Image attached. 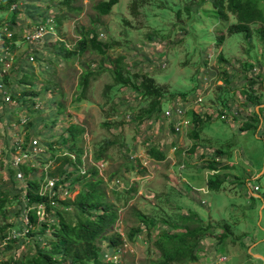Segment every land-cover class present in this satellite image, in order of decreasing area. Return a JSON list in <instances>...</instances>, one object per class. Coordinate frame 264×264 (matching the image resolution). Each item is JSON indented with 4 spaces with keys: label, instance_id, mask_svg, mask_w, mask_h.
<instances>
[{
    "label": "rangeland",
    "instance_id": "374dc122",
    "mask_svg": "<svg viewBox=\"0 0 264 264\" xmlns=\"http://www.w3.org/2000/svg\"><path fill=\"white\" fill-rule=\"evenodd\" d=\"M2 1L0 80L9 100L0 91V195L7 200L0 228L11 226L1 233L22 229L13 195L27 179L41 177L43 191L45 183L72 171L54 190L60 199H72L85 186L75 177L96 167L91 179L102 178L99 188L118 215L106 237L122 241L107 250L106 261L156 264L160 234L185 225L207 231L191 239L197 260L180 264H264L258 260L264 245V121L240 130L254 111L264 119V22L249 25L248 39L226 28L235 22L230 13L226 27L219 23L211 0H118L104 15L95 9L100 0H13L9 7ZM256 1L264 14V0ZM35 32L41 35L32 37ZM92 32L107 44L104 54L78 51L80 34ZM217 34H223L220 44ZM115 69L125 81L114 78ZM85 71L90 74L83 90ZM144 76L165 90L158 108L150 109L153 99L141 96ZM178 104L190 124L175 133L163 112ZM71 123L84 131L66 142ZM32 139L42 150L22 160L19 179L11 165L14 146ZM107 143L104 160L95 161ZM68 146L81 151L77 167L53 158L73 159ZM151 147L164 158L149 156ZM23 164L33 170L25 173ZM214 174L222 179L216 191L206 185ZM32 226L21 244L0 239V263L31 254L37 243L51 247L46 228Z\"/></svg>",
    "mask_w": 264,
    "mask_h": 264
},
{
    "label": "trees",
    "instance_id": "16d2710c",
    "mask_svg": "<svg viewBox=\"0 0 264 264\" xmlns=\"http://www.w3.org/2000/svg\"><path fill=\"white\" fill-rule=\"evenodd\" d=\"M69 1L70 0H63V4L68 5ZM4 2L9 7L14 1L3 0L2 4ZM117 2L118 0H100L97 2L95 9L99 14L104 15L109 13L112 6ZM211 3L219 23H223L222 26L226 27L225 24L228 23L229 13L234 16V24L226 27L230 33L233 31H242L244 32L245 37L249 39L251 33L249 25L257 21L264 22L263 11L258 6L256 0H211ZM135 7V1H132V8ZM4 8L5 9L3 10H7V6ZM188 8L186 9L187 11H189ZM59 25L60 24H56V27H59ZM8 26L10 27L9 24ZM257 31L262 32L261 30ZM12 36L14 39V35ZM2 38L4 42L5 37L3 35ZM97 38L95 32L90 33L89 36H87V33H81L77 42L78 51H83L85 48L89 47L97 53L104 54L108 46ZM216 39L217 43L220 44L223 41V34H217ZM65 50L67 51V49ZM219 57L222 58L221 56ZM114 71L115 79L121 80L122 82L126 80H123V78L120 77L118 69H115ZM89 74V71H85L79 79V86L83 90L88 85ZM138 86L140 87L141 96L153 99L150 109L158 108L161 103V97L165 94V90L162 86L156 85L154 79L150 76L142 77ZM138 86L134 85L136 89H138ZM261 87L264 88L263 83H261ZM19 93L23 94V90L20 89ZM10 94V96L13 97L15 93L11 92ZM253 114L254 117L252 121L241 126L240 130H246L249 128L255 129L259 122L263 123L264 119L260 116V113L254 111ZM195 119L196 118H193V120ZM83 131L84 128L82 126H79L76 123H71L66 127V135L65 137L63 136V139L66 142H74ZM192 136L197 137L196 129L192 130ZM109 144L110 143H107L99 147L97 153L94 154L95 161L104 160L107 145ZM67 150V154L69 155L72 154L71 152L75 153L73 159H69L66 154H60L53 156L54 160L56 162L62 160V163L69 161L77 167L80 163L81 151L71 149L70 146L67 147ZM148 151V155L153 158H164V152L161 149L159 150L155 147H151ZM20 168L25 173L33 170L31 165L26 164L21 165ZM211 168L214 169V165H212ZM74 170L79 174L77 168ZM62 173L65 174L58 178L56 181L57 185L63 183L73 175L72 171H63ZM10 175L14 176L12 171H10ZM79 176H81V178L79 179L78 177H75V180H81L84 183L83 185H85L84 188L78 191L72 199L68 197L60 199L58 196H55L53 198L55 201L54 205H50V200L47 196L38 194L41 177L29 178L26 180L25 188L21 187L18 193L13 195V198L18 200L19 205L16 215L19 216V214L27 213L29 223L36 227L40 226L39 228H46L48 231L47 242L51 244V247L48 248L37 243L31 254L16 258L9 257V259L2 261L0 264H116L115 261H106L105 258L109 253L107 250L111 249L115 251L118 244L122 242L120 237L115 238L113 235L106 237L107 231L118 218L117 210L113 205L106 201L103 190L99 188L102 183V178L96 177V180L91 179L92 177L97 176L96 167H91L90 170L85 171V173ZM221 180L222 179L218 174H214L207 178L206 185L209 190L216 191L221 188ZM24 197L27 198V200H25ZM6 202V198L0 195V214H5ZM38 204L45 206L48 215L55 216L54 222H51V219L49 218H42L41 221H39L40 219L36 215L35 210L28 209L29 207ZM52 212H54V215L51 214ZM260 218V225H264V206L260 211ZM20 220L23 222H21L23 226L24 220ZM5 226L9 227L11 226V223H7ZM7 227L0 228L1 240L5 236V233L1 232L3 228ZM15 229L20 230L21 227L18 226ZM205 231H207V227L197 226L187 228L185 225H182L178 232H169V234L161 233L157 241L159 256L155 261L156 264H180L189 261H196L198 258L195 246L196 243L191 239L194 238V240H196L195 238L197 235L204 233ZM260 232L264 234L262 230ZM29 234H31L30 230L27 231L24 236L22 235L11 238L8 242H17V244L20 242L21 244ZM128 235L129 238H133L134 233H129ZM262 243H264V241L260 244ZM248 255L251 257V253H248ZM260 256L261 259L258 260L262 263L264 262V245L261 248Z\"/></svg>",
    "mask_w": 264,
    "mask_h": 264
},
{
    "label": "built area",
    "instance_id": "2783aa9c",
    "mask_svg": "<svg viewBox=\"0 0 264 264\" xmlns=\"http://www.w3.org/2000/svg\"><path fill=\"white\" fill-rule=\"evenodd\" d=\"M42 27H39V30ZM41 35V32H35L34 34H32V37L37 38ZM1 81V80H0ZM3 87L2 85V81L0 82V91L2 92L3 97L5 98L6 101L9 100V95L6 94L7 91L5 90H1V88ZM200 98L196 97L194 102H200ZM163 116L165 118H171V120L173 121L172 123V128L173 131L175 133H180L182 132L183 129H186L189 127V120L187 119V110L182 106V105H175L172 107H168L164 110L163 112ZM219 116L224 117L225 114H219ZM25 119L22 120V122H24ZM14 154L15 156L12 158L11 161V165L12 168L17 172L16 176L17 178H22L21 176V172L19 170V166L20 164H22V160H26L29 158V156L31 154H36L37 152L41 151L42 148L38 145L37 140L32 139L30 141H25L24 145L21 141H19L18 143L15 144L14 146ZM49 185H47V183H45V190L41 191L38 190V194L39 195H43V196H47L49 198V203L50 205H54L55 201H54V197L56 196V192L54 191L55 188L61 184H56V181L54 183V181H50L48 183ZM56 184V185H55ZM25 200H27V198L24 197ZM28 209H34L36 215L39 218H44V215L46 214V210H45V206L42 204H38L36 206H31ZM22 218L24 220V224L22 226L21 230H16V229H11L7 232V235H5L2 240H9L11 238L17 237V236H24L27 231H29L30 227H33L31 223H29V219H28V214L27 213H23L22 214Z\"/></svg>",
    "mask_w": 264,
    "mask_h": 264
}]
</instances>
